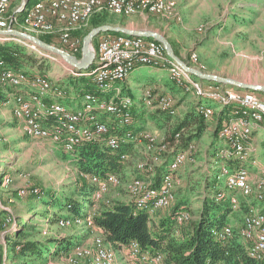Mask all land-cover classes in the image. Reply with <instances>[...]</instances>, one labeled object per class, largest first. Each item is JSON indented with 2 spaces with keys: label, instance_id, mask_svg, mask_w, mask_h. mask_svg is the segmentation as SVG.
Here are the masks:
<instances>
[{
  "label": "built area",
  "instance_id": "1",
  "mask_svg": "<svg viewBox=\"0 0 264 264\" xmlns=\"http://www.w3.org/2000/svg\"><path fill=\"white\" fill-rule=\"evenodd\" d=\"M15 1L0 0L1 29L15 28L21 22L26 28L56 34L64 47L74 55L81 50V41L73 38L71 31L88 22L94 13L104 9L126 16L148 13L174 21L182 20V12L176 0H38L33 5L29 3L28 6L25 4L27 0H24L17 8L11 10ZM22 10H25V14L21 19L19 13ZM0 39L2 41L14 39L26 44L24 40L13 37ZM31 47L36 49L34 45ZM191 59L195 62L198 60L195 54H192ZM92 64V67L82 72L74 68L70 71L77 76L92 77L102 93L108 92L117 82L127 79L138 65H150L166 68L171 80L185 92L202 100H211L222 109L232 107V116L219 130V136L224 142L220 152L223 156L236 159L239 164L232 166L222 164L220 174L226 175L225 189L217 192L216 199L225 197V190L229 191L230 203L234 210L243 206L242 199L255 198L264 202V177L252 180L251 171L246 164L248 161L258 164L257 147L252 140V133L257 125L264 127V99L256 92L203 81L169 57L162 43L139 36L111 33L100 35ZM1 88H10L6 102L12 103L13 114L22 120L23 131L30 138L51 141L68 152L74 151L84 143L105 141L111 147L119 148L130 141L141 143L144 140L145 154L150 157L151 162H148V159L140 161L137 165L140 170H152L168 151L165 137L159 140L147 130L137 134L132 132L117 134L112 131L107 121L99 117V113H104L114 117L120 126L132 124L134 100L128 95H121V89L111 97L100 96L96 92H85L81 105L73 108L62 101L68 94L67 88L46 75L29 74L22 69L9 67L2 59ZM143 100L149 107L176 114L174 99L169 95H156L151 88H147ZM197 112L205 119H209L215 110L205 103H200ZM179 135L176 134V137ZM157 149L161 153H156ZM195 151L196 143L192 142L186 149L175 152L157 186L153 184L151 178L144 179L138 176L125 182L130 199L136 201L138 208L145 209L150 219L174 203L176 185L179 182L177 171ZM121 158L127 160L129 154L123 153ZM83 176L95 186L93 198L97 202H104L115 186L124 183L115 172L105 175L89 173ZM11 182L12 178L6 176L5 186ZM17 192L19 196L29 193L41 194L37 187H21ZM94 215L95 212L91 211L87 215L81 213L58 219V227L61 229L77 226L98 231L90 243H78L73 247L66 255L68 264H120L117 249L125 253L128 264H164L163 254H152L149 250H144L137 240L115 247L107 241L103 232L95 227ZM189 219L188 211H180L177 215L178 223ZM15 222L12 214L0 216V229L11 227ZM235 230L228 224L221 229H214L213 233L218 238L229 239ZM42 233L49 234L47 226L43 228ZM237 233L247 245L250 256L256 259L264 257V211L255 205H249Z\"/></svg>",
  "mask_w": 264,
  "mask_h": 264
},
{
  "label": "rangeland",
  "instance_id": "2",
  "mask_svg": "<svg viewBox=\"0 0 264 264\" xmlns=\"http://www.w3.org/2000/svg\"><path fill=\"white\" fill-rule=\"evenodd\" d=\"M23 1L24 0H16L11 6V10L17 8ZM36 1L38 0H30V3L34 4ZM182 3H191V7L193 9H201L202 11L198 12L200 16L191 17L186 15V13H184L185 15L182 13V20L174 21L173 19H167L160 15L136 13L131 16H126L104 9L94 13L85 24L74 28L71 31V36L79 39L81 44H83L81 35L94 28L91 27V20L93 17L99 15L106 18V23L104 24L125 26L132 29L159 31L164 29V25L166 23H169L168 27L165 28V35L172 43L173 47H175L178 51L179 48L186 50V59L183 60H187L190 65L195 66L204 72L213 73L210 71L216 67L215 63L222 66L229 65L230 61H234V63L240 66L239 68L243 71L242 77L246 79V83L264 84V0H240L239 4H237V10H239L238 14H231L230 17V13H228L227 17H218L214 19L204 16L206 0H177L179 9ZM224 24H226L225 34L214 39V43L210 45V50H207L206 36L211 32V26L214 25V27H220ZM15 28L33 34L41 39L43 36H50L53 38L52 44L65 49L64 45L60 42L59 36L56 34H47L26 28L21 24V22H19ZM98 38L99 36L92 41L94 51L96 49V45L98 44ZM24 42L29 45L27 46L25 44L30 51L37 53L39 57L37 62H41L43 67L48 68V71L47 73L40 72L38 69L39 63L33 67H24L22 70L29 74L42 73V75L44 74L48 76L51 80L58 82L63 87H67L69 84H66V82L61 80H64L65 77L70 80L71 76H74V74L70 71L68 74L66 73L63 75V78H60L61 80H58V78L61 76V73L63 74L64 68L67 67L71 69L72 67L64 62L61 57L48 53L37 47L34 49L31 47L33 44L27 41ZM213 47L214 54L211 53V48ZM207 52L211 55L209 58V67L206 64ZM216 53L219 55H216ZM192 54H195L198 59L196 62L193 61L194 64L189 62ZM42 58L46 61H43ZM209 69L211 70L209 71ZM154 75H156V73L153 74L152 71L146 68L143 70L142 75L137 77L138 80H135V82L148 84L154 79ZM167 78H170L169 74H167ZM171 83L173 84V82ZM97 94L102 96L100 91ZM256 94L261 99H264V93L256 92ZM210 103L212 105L215 104L213 101H210ZM1 117L2 114L0 110V118ZM146 118L152 123V127L147 131L156 135L159 140L162 139V135H160L161 129L159 130L156 126L161 123L160 119L151 118L150 116H146ZM210 141L211 138L207 134L197 141L198 143H196L195 153L177 171V178L179 179V182L176 185V198L174 203L169 208L164 209L161 212L166 214L173 211L176 207L177 209H187L190 212L191 220L181 228L188 229L192 221L197 217L198 209L201 205L203 194L202 190H204L203 184L200 185L198 183H203L200 177L202 178V174L204 172L210 174L212 165H214V167L217 166L215 169V174L217 175H215L213 184L215 191L218 192L225 189L226 175L220 174V168L224 162L216 164V162L213 161L210 163L204 156L207 148L209 149L210 147L208 145ZM54 144L48 140L29 139L22 135L21 132H14L10 130V128L2 127L1 125L0 167L2 165V168L0 171V188L3 189L5 187L4 179L6 177V173H8L11 178L13 177V181H16V179L24 180V183L21 185L22 187H37L41 190V195L39 197L34 196L32 193L26 194L25 196L16 195V197L14 195V198L16 199L14 202H2L5 206L7 205L11 207V214L14 215L16 219L14 225L1 231L0 238H4L3 242L6 241V233L12 234L21 229V226L19 225L22 224H18L21 219H25L26 221H38L40 231L47 226L49 234L43 235V233H40L39 237L41 238L55 234L76 235V237H79L78 239H80L79 243H90L95 234L98 233L96 229H85L77 226L64 229L58 227L57 220L68 214L66 207L63 205V201H65L63 198L64 194H71L75 187L81 185L83 182L82 178L84 177L81 175L74 160L71 158L72 153L63 150L58 144H56L58 145L57 148ZM141 144L145 145V141L143 140L141 143L136 142L132 145L131 148L134 151V154L132 153L130 155V153H128L129 158L124 162L125 166L137 169L138 163L144 160L143 158L146 153V147ZM216 145L218 146V144ZM155 152L161 153L158 149ZM167 157L170 156L167 155ZM148 162H151L150 159H148ZM217 169L219 171H217ZM143 171L148 173V169H144ZM218 175L220 176L219 178ZM122 176L124 183H121L119 186H115L111 192L108 193L104 203L109 205L116 201L130 200V195L126 190L125 185V182L129 180V177L126 173ZM84 179L87 180L88 178L86 177ZM48 193H55L58 195L57 202L53 203V205L44 204L43 200L46 199L42 200V197H46ZM229 196V191L225 190V198L230 201ZM1 198L2 196H0V200ZM34 209H42L45 210V212L42 216H38L35 214L38 213V211L34 212ZM87 211L88 207H84L82 212L86 213ZM236 211L237 212L231 214V220H229L233 229L238 230V223L242 220L243 211L240 212V209ZM6 212L7 211L5 209L0 208L1 217L6 216ZM83 233L85 236H82ZM12 255L13 253L11 252V258ZM117 256L120 264H128L123 251H119L117 249ZM57 260H62V263L60 264H68L66 262V256L57 258ZM6 264L15 263H12V260H7Z\"/></svg>",
  "mask_w": 264,
  "mask_h": 264
},
{
  "label": "trees",
  "instance_id": "3",
  "mask_svg": "<svg viewBox=\"0 0 264 264\" xmlns=\"http://www.w3.org/2000/svg\"><path fill=\"white\" fill-rule=\"evenodd\" d=\"M29 3L30 0L26 5L28 6ZM24 14L25 10L19 13L21 19ZM104 23H106L104 16H95L91 20V27ZM87 33L88 31L81 35V40ZM42 39L48 43H53V38L50 36H43ZM65 49L67 48L65 47ZM174 50L180 56V52L175 47ZM75 55L80 58L81 50ZM1 59L5 61L6 65L14 69L33 67L39 63L38 69L40 72L47 73L48 71V68L43 67L41 62H37L39 57L36 52L30 51L25 44L14 39L6 41L0 39ZM43 61L46 60L43 59ZM89 78L91 77L84 75L71 76V87L80 93L84 91L95 92L92 83L94 80L91 78V81ZM2 92L1 88L0 98L3 96ZM162 111L166 114V117H171L172 114L169 111ZM110 127L117 134H125L126 132L137 134L142 131L134 130L132 124L120 126L117 121L116 124L110 125ZM206 129L207 122L203 116L194 109L186 112L175 124L169 135L165 137L168 151L163 154L161 161L152 170H148V173H145V171L140 173L142 170L137 167L138 177L151 178L154 185H159L162 175L168 169L172 155L177 151L186 149L190 143H196L195 141L205 133ZM219 130L220 126H217L211 135L212 142L208 151L210 157L214 162H224L229 166L239 164L236 159L223 156L220 152L221 148H217L218 141H222ZM178 133L180 135L176 137ZM133 144L134 142L130 141L122 144L119 148H113L105 141L84 143L71 152V158L82 176L89 173L105 175L109 172H115L123 178L122 175L125 174L124 171L128 166H125L124 162L126 160H123L121 155L123 153L134 154L131 148ZM167 155L170 157H167ZM215 169L211 167L210 174L204 172L202 178L200 177L203 183L199 182L198 184H203L204 189L202 190L201 205L197 217L188 229L181 227L187 224L191 217L183 223L177 222L178 213L183 210L188 211L187 209H177L176 207L173 211L166 214L162 213L160 218L153 220L149 218L145 209L137 207L134 199L116 201L109 205L103 201H95L93 198L95 186L90 180L84 179V176L80 186L75 187L71 194L65 193L63 196L65 200L63 205L68 213L66 216L81 214L83 208L88 207V211L83 214L87 215L91 211L95 212L94 225L103 232L107 241L117 247L132 240H137L144 250H149L152 254H163L164 264H264V257L256 259L249 255L247 245L237 233V230L229 239L218 238L213 233L214 229H221L230 224V217L234 212L230 201L226 200L227 198L216 199L217 192L213 187L215 175H217ZM217 171L219 170L217 169ZM148 174H152V176L149 177ZM32 194L36 197L41 195ZM57 199L58 195L55 193H48L46 197H42L44 204L47 205H53L57 202ZM242 208L244 207L242 206ZM37 211L38 213L35 214L38 216H42L45 212L42 209H34V212ZM18 224H22L19 225L21 229L12 234L6 233L5 242H3L4 238H0V264H6L7 260H12V263L15 264H45V260L49 258L65 257L80 242L76 235L55 234L41 238L39 235L42 231H40L38 221L21 219ZM2 230L4 228L0 229V233ZM11 252L13 253L12 258L10 257Z\"/></svg>",
  "mask_w": 264,
  "mask_h": 264
},
{
  "label": "crops",
  "instance_id": "4",
  "mask_svg": "<svg viewBox=\"0 0 264 264\" xmlns=\"http://www.w3.org/2000/svg\"><path fill=\"white\" fill-rule=\"evenodd\" d=\"M239 2L240 0H206V5L204 8V11H205L204 16L214 19L218 17H227L228 13H230V17H231V14L233 15V14L239 13V10H237V7H238L237 4H239ZM30 5H33V4L30 3ZM180 10L183 14L186 13V15L191 16V17H199L200 15L198 12L202 11L201 9H193L191 7V3L189 4L182 3V5H180ZM168 25L169 23H166L164 25V29L159 30V31L166 34L165 28H167ZM224 25L220 27H214V25L211 26V32L208 33L206 36L207 50H210V45L214 43V39L219 38L220 36L225 34L226 24ZM211 50H212L211 53L214 54V47L211 48ZM179 52H180V57L182 59H186V50L179 48ZM216 55H219V54L216 53ZM210 56H211L210 53L208 54L207 52L206 64L208 67L210 66V63H209ZM189 62L194 64L191 59H189ZM215 64H216V67H214L212 70L209 69V71L211 70L210 72L217 73L218 75H221L224 77H231L233 79H236L242 82L246 81V79L242 77L243 71L239 68L240 66L234 63V61H230L229 65L220 66L217 63ZM146 68L152 71L153 74L156 73V75H154L155 76L154 79L148 84H140L138 82H135V80H138L137 77L142 75L143 70H145ZM69 72H70V68H67V67L64 68L63 74L61 73V76L58 78V80H61L60 78H63L62 76L65 75L66 73L68 74ZM167 74H169L168 70L163 67H155V66H150V65H138L131 71L127 79H125L124 81L117 82L108 92H105V93L101 92V95L111 97L117 93L118 89H121L122 95H128L134 100V105H133L134 118L132 122V128L137 131L150 130V128L152 127V123L149 122L146 116H150L151 118H158L160 119L161 123L157 124L156 126L158 127L159 130L161 129L160 135H162L161 136L162 138L167 137L169 135V133L174 129L175 124L178 122V120H180L183 117V115H185L186 112L192 109H194L197 112L198 105L200 103H205L213 107L215 112L211 118L206 119L207 129L205 133L197 141L203 138V136L206 134L210 136L211 138V135L216 129V127L220 126L221 128L223 123L232 116L231 114L232 107H227V108L222 109L216 103L212 105L210 103L211 100H207V99L202 100V99L195 97L191 93L185 92L181 87H179L173 81H171V78L168 79ZM66 78L67 77H65V79L61 81L66 82V84L67 83L69 84L67 87L65 86V88L68 89V94L65 98L62 99V101L65 104L73 108H76L81 105L82 96L86 91L80 93L74 90L71 87L72 82ZM89 79L91 80V78ZM171 82H173V84ZM206 82H209V81H206ZM92 83H93L94 91L98 93L99 89L97 88V85L94 83V81H92ZM147 88H151L156 95L172 96L174 98V107L176 109V114L171 115V117L168 118L166 117V114H164L163 111L160 110L159 108L147 106L143 100V94H144L145 89ZM2 91H3L2 92L3 96H1L0 98V110L2 114V117L0 118V127L1 125L2 127H8L10 128V130L14 132H19V133L21 132L22 135H24L25 137L32 139L24 133L23 128H22V125H23L22 120H20L18 117H16L13 114L12 103L6 102V100L9 98L8 93L11 91L10 88L2 89ZM99 117L107 121L110 125L116 124V119L112 116H109L104 113H99ZM252 140L257 147V157L259 161H258V164L256 165L253 164L251 161H248L246 164L249 167V170L251 171L252 180H256L260 177H264V127L262 125H257L254 128L253 133H252ZM197 141L195 142L198 143ZM211 142H212V138H211L210 143L208 144L209 146ZM54 145L55 147L58 148V145L56 144ZM141 145L145 147L144 144H141ZM223 146H224V142L219 140L217 148L219 149ZM208 151L209 149L207 148L206 152L204 153V156L207 158V160L210 163H212L213 159L210 157L209 155L210 153ZM143 159H150V157L147 158L146 154H144ZM216 164H218V162H216ZM212 167H214V165H212ZM1 168H2V165L0 167V171H1ZM214 168H217V166H215ZM141 172H143V170L140 171V173ZM125 173L128 175L129 179L138 176L137 175L138 172H136V169H132L130 167H127V169H125ZM6 176H10V174L6 173ZM148 176L151 177L152 174H148ZM23 183H24V180L16 179V181H13V177H12V182L8 186H5L3 189L0 188V196H2L0 200V208L5 209L7 211L6 214H9V213L11 214L12 209L11 207L7 205L5 206L2 202H5V203L14 202L16 200L14 198V195L15 197L16 195H18L17 191L19 188L22 187L21 185ZM242 202H243V207H244L242 208L244 210L240 208V212L243 211L242 216H244V213L246 212L249 205H255L259 207L262 211H264V202H260L255 198H250L248 200L242 199ZM235 212L237 211L234 210L233 213ZM161 215L162 213H160L158 216L152 219L157 220L158 218L161 217ZM241 224H242V220L241 222L238 223V227H240ZM82 236H85V234L83 233ZM44 263L45 264L46 263H51V264L59 263L60 264L62 263V260L59 261L57 260V258L56 259L49 258L45 260Z\"/></svg>",
  "mask_w": 264,
  "mask_h": 264
},
{
  "label": "water",
  "instance_id": "5",
  "mask_svg": "<svg viewBox=\"0 0 264 264\" xmlns=\"http://www.w3.org/2000/svg\"><path fill=\"white\" fill-rule=\"evenodd\" d=\"M28 1L29 0H27L25 4H27ZM110 32L121 33L122 35L127 36H139L146 39H153L162 43L169 57L175 60L187 72L203 81H209L217 85H224L225 87H232L239 90L264 93V84H252L242 82L231 77H224L218 74L204 72L198 69L197 67L190 65L187 61L183 60L179 55L175 53L174 47L167 38V36L159 31L132 29L125 26L112 24H102L96 26L84 36L80 58H78L76 55H74L67 49L61 48L52 43H48L40 37H37L33 34L21 31L16 28H0V37H13L16 39H22L24 41H27L37 48H40L48 53L61 57L63 61L69 64L72 68L78 71H84L89 69L94 61L95 51L94 54H91V46L93 39L102 34Z\"/></svg>",
  "mask_w": 264,
  "mask_h": 264
},
{
  "label": "bare ground",
  "instance_id": "6",
  "mask_svg": "<svg viewBox=\"0 0 264 264\" xmlns=\"http://www.w3.org/2000/svg\"><path fill=\"white\" fill-rule=\"evenodd\" d=\"M92 47V46H91ZM91 54H94V49H93V47L91 48ZM78 71V70H77ZM78 72H81V71H78ZM85 76V75H84ZM87 77H89V76H87ZM92 78V77H91Z\"/></svg>",
  "mask_w": 264,
  "mask_h": 264
}]
</instances>
